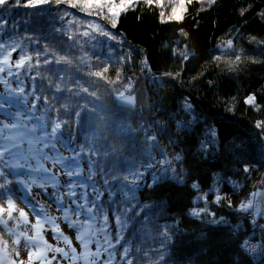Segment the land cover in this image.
Segmentation results:
<instances>
[{"label": "trees", "instance_id": "trees-1", "mask_svg": "<svg viewBox=\"0 0 264 264\" xmlns=\"http://www.w3.org/2000/svg\"><path fill=\"white\" fill-rule=\"evenodd\" d=\"M31 3L0 0V189L71 241L74 255L45 224L69 253L49 252L52 264H264V220L240 207L264 187V0H133L115 27L84 0ZM170 154L173 176L135 181ZM218 179L224 197L203 202ZM66 211L91 225L87 251ZM19 241L27 256L11 264L35 251Z\"/></svg>", "mask_w": 264, "mask_h": 264}, {"label": "snow or ice", "instance_id": "snow-or-ice-1", "mask_svg": "<svg viewBox=\"0 0 264 264\" xmlns=\"http://www.w3.org/2000/svg\"><path fill=\"white\" fill-rule=\"evenodd\" d=\"M146 3H148L149 5H151L153 3V0H145ZM157 2H159V0H157ZM191 2V0H189V3ZM212 2H214V0H212ZM133 3V0H121L120 4L114 5L112 3H109L108 0H84V3L81 5V11H88V13L91 15L93 14V11H95L97 14L98 13H102L105 9H107L108 13L110 14L111 17V22H112V26L115 27L116 25V17H118L119 15V11H123L126 10L128 7H130ZM26 6H35L34 4L31 3V0H28V4ZM77 6V4H73V7ZM181 10L183 9V0H181V5H180ZM245 11H247V9H242L240 14L241 16L244 15ZM161 15H163V13H161ZM169 19H176V20H180L182 19V16L178 14L177 8L174 6L172 8V16L169 17ZM232 44L231 41H228V46L230 47ZM185 59H187L185 57ZM237 59H239V57H237ZM6 61H0V63H4ZM20 62L17 61V64H19ZM4 69L0 68V72H2ZM246 104L248 105H256V96L255 95H249L245 101ZM189 108H191V105H188ZM257 110H259V106H257ZM262 122H257L256 127L260 128L261 127ZM245 172L248 171L247 168L244 169ZM69 176L73 175V173H68ZM156 177H153V182H155ZM193 188L197 187L196 184L192 185ZM0 187H3V185H0ZM0 195H3V193H0ZM72 195H75V193H72ZM134 199V196H133ZM216 202L219 203L221 200V197L219 195L216 196L215 198ZM87 203V202H86ZM95 205H93L94 207ZM251 204H247V205H241V209L242 210H246L248 207H250ZM84 206H77L76 209V213L77 215H79L81 213V211L83 210ZM15 205L11 202V199H9L8 202V208H7V215L9 218H12V212L15 211ZM5 209L0 208V212H4ZM205 209H200V210H193L192 211V215L193 216H200L201 212H204ZM92 212V208L88 207L86 209V211H83V215L85 217L86 221L92 220L93 217L90 216L89 214ZM19 215L21 218L25 217V213L20 210ZM107 218L105 217V220ZM117 222H119V217L116 218ZM64 220L66 222H68L69 227L72 228H77L79 235L77 236V240L80 241V243L82 244V246L84 247V249L87 251L88 249V245L91 241V234L89 232V229L91 228L90 224H85V223H81L78 220H72L71 217L68 215L67 211L64 214ZM26 222V221H25ZM45 224H48L51 226V230L53 232L56 233V239L60 240L63 239L64 243L67 244L69 246V248L71 249V252L73 253V255L75 254V249L71 248V241L68 239V237L64 236V234L60 231L59 225L56 224L55 220L52 218H46L43 222L38 218L37 222L35 225H33V229H34V235L32 236H28L26 234L25 235V240L28 242V244H30V246L32 248L35 249V251H30L29 255H28V261L27 264H33V261H39L40 264H52V261L48 259V253L49 252H54V253H61L63 256L67 257L69 255L68 252H66L64 250V248H60V247H53L52 245L48 244L47 241L44 239L43 237V231L45 230ZM157 230L159 231V226H156ZM165 228H167V225L165 226ZM165 238H167V235L165 234ZM19 239H16L13 241V244H19ZM161 244L164 243L163 240L160 241ZM247 246V245H246ZM254 250V248H253ZM13 251H15V249H13ZM124 253L125 255H127L128 253V249L125 248L124 249ZM15 254L17 256H19V252L16 251ZM8 245H7V241H0V264H11L10 261H8ZM95 255H99V248L97 249V252ZM161 259H163V257H161ZM52 260H55V256L52 257ZM20 264H25L24 261H21ZM128 264H131V260L128 261Z\"/></svg>", "mask_w": 264, "mask_h": 264}, {"label": "rangeland", "instance_id": "rangeland-1", "mask_svg": "<svg viewBox=\"0 0 264 264\" xmlns=\"http://www.w3.org/2000/svg\"><path fill=\"white\" fill-rule=\"evenodd\" d=\"M124 102V100H123ZM260 130L264 132V125L260 127ZM144 132H148V137L152 138V133L145 127H143ZM215 135V133L213 132ZM181 161V157L176 154H170L166 155L162 158H156L153 160L151 164H147L144 167L141 168V171L139 175L135 178L136 182L142 183V184H149L150 180H153V177L156 178L161 175H168L173 176V170H171L175 165H177ZM250 170V169H248ZM223 182L221 180H217L216 185L208 192L200 194V199L203 202H210L209 196H212L213 202H216L215 198L217 195L221 197V199L224 197V195L221 192ZM5 189H0V193H3V195H0V208L5 209L4 212H0V215L2 218H0V241H7L8 245V252L11 254V256L15 259H21L24 260L26 258V249L24 250V247L21 245V242L19 244H13V241L16 239L20 240V237L25 236L24 234L28 235L29 231L25 227V225L21 224L20 222L27 221L26 219H32L35 217L34 210L35 208H32L30 210L26 209V207L21 203L20 199L16 197L14 194H10V198H7L5 196ZM9 199H11V202L15 205V211L12 212V218H9L7 215V208H8V202ZM212 202V200H211ZM251 204L250 207H248V210L243 215V218H248L254 221V224L258 225L260 220H264V187H259L252 199L248 202V204ZM20 210H22L25 213V217L21 218L19 215ZM28 210V211H27ZM37 210V209H36ZM33 211V212H32ZM4 220V223L2 224L1 221ZM37 219V218H36ZM41 221L44 220L43 217L39 218ZM20 220V222L18 221ZM34 221V220H33ZM27 224V223H26ZM252 244L248 242L247 246L248 249L251 251L259 249V244ZM254 248V250H253ZM15 249V251H13ZM19 252V256L15 254V252Z\"/></svg>", "mask_w": 264, "mask_h": 264}, {"label": "built area", "instance_id": "built-area-1", "mask_svg": "<svg viewBox=\"0 0 264 264\" xmlns=\"http://www.w3.org/2000/svg\"><path fill=\"white\" fill-rule=\"evenodd\" d=\"M261 249L264 251V245L261 246Z\"/></svg>", "mask_w": 264, "mask_h": 264}]
</instances>
